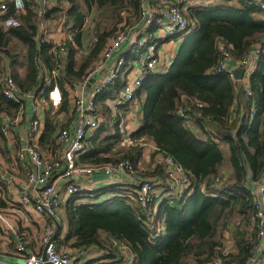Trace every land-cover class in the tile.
Segmentation results:
<instances>
[{"label":"trees","instance_id":"1","mask_svg":"<svg viewBox=\"0 0 264 264\" xmlns=\"http://www.w3.org/2000/svg\"><path fill=\"white\" fill-rule=\"evenodd\" d=\"M146 1L151 7L160 8V0H68L67 8L60 4L46 9H42L40 1L29 2L20 16L21 26L0 25V78L3 63L13 67L18 85L27 93L42 84L44 71L56 70L60 75L53 84L62 90L65 98L62 106L67 108L66 84L82 80L108 42L119 33L136 30L144 24ZM185 6L183 14H186L188 31L173 37L188 34L172 65L175 74H149L137 93L136 99L143 104L144 119L142 126L131 135L134 145L127 149L118 147L123 137L118 121L112 133L102 131L90 140L89 152L82 162L130 160L136 171H140L142 144L147 142L157 148L151 160L157 154L171 157L188 174L191 187L182 197L159 205L154 218L163 222L166 234L155 239L146 226L155 202H160L155 196L147 209L137 200L124 197L119 185L100 189L95 197L84 192L71 199L62 208L68 224L67 234L61 238V231L56 243L59 248L71 251H100L102 258L88 264H126L127 256H123L121 247L133 255V264H209L227 243L225 233L229 229L234 250L226 257L227 264H250L254 257L259 239L252 189L264 176V59L250 78L253 94L249 100L244 89L227 73L216 71L222 60L219 42L231 43L233 58L243 60L253 45L264 39V19L259 17L262 11L246 0H223L212 8ZM93 9L97 15L90 17L89 24L88 12ZM70 20L75 25L67 27L72 41L65 44L67 55L64 56L56 53L57 46L41 35L40 26L43 22L67 26ZM157 26L155 21L147 32L154 34ZM84 29L90 30L93 42L81 69L76 71L73 44L81 46ZM23 67L26 74L21 77L18 71ZM125 83V76H120L102 95L100 108L109 111L106 101L116 99ZM236 98L238 108L234 111ZM24 102L7 99L0 83V116H16ZM252 105L255 114L249 122L252 112H241ZM179 111L191 118L194 127L205 134V140L178 116ZM1 128L0 121V143L4 138ZM59 129L57 119L47 120L39 142L41 151L55 149ZM209 131L219 143H214ZM221 145L227 147V155ZM225 166L229 167L227 171L223 170ZM138 173L142 180L165 183L168 178L160 166L149 174ZM218 176L221 179L216 182ZM88 198L93 200L83 203ZM58 223L63 225L62 216Z\"/></svg>","mask_w":264,"mask_h":264},{"label":"built area","instance_id":"2","mask_svg":"<svg viewBox=\"0 0 264 264\" xmlns=\"http://www.w3.org/2000/svg\"><path fill=\"white\" fill-rule=\"evenodd\" d=\"M31 1H41L51 8L60 6V4H67L68 0H0V25L5 28L21 26L20 16L25 12L27 4ZM160 1L159 11L155 7H151L146 1L143 13L144 24L137 28L138 30L135 32L134 30L121 32L117 37L110 40L97 62L88 70L87 75L78 83L69 85L66 88L68 110L73 119L70 125H65L64 118L58 116L57 122L60 129L55 135L54 150L43 152L39 148L45 124L39 110L36 108L42 102H50L54 109L61 107L65 101L64 94L57 84H53L54 79L60 73L56 70L53 72L44 71V82L38 89L24 93L18 85L12 69L4 68L0 78L3 95L15 102L25 101L16 116L2 114L0 121L4 137L3 143L5 142L13 153V165H21L27 171L20 197L21 203L26 207H33L40 215L59 221L63 206L71 199L84 192L91 193L92 197L96 196L101 188L98 186L99 182L93 176L96 173H102L107 181L113 182L115 178H120L111 186L119 185L120 189L124 191L122 193L124 197L134 201L137 200L146 209L153 196L155 198L161 196L160 202H155L153 212L147 219L148 224L146 223V226L154 239L165 234V226L154 218L156 208L163 201L170 202L173 199L182 197L191 187L190 177L171 157L157 154L153 161L150 160L154 167L160 166L166 172L168 178L165 183L156 179L154 181L148 178L140 179L135 165L130 160H116L100 164L82 162V158L90 149V140L100 129L103 121L102 115L97 111V100H99L100 93L107 91L120 76H125L126 83L116 97V103L117 105H127L137 100V93L140 91L146 76L155 74L158 71L159 62L162 61L158 50L160 43H164L165 40L170 38L174 39L173 37L185 34L188 31V22L183 14L184 10L180 6L187 4L199 8L213 3L209 0ZM246 1L255 4L264 12V0ZM155 21L158 23V28L154 34L150 35L147 31ZM125 43L135 48L140 47V54L144 51L143 55L133 61L127 76L124 72L125 63L123 59L112 60ZM65 44L66 40H63L62 43L56 45L58 49H55V52L63 53L66 56ZM218 48L222 60L216 72L227 73L244 89L247 100H249L253 94L250 88V78L256 71L259 62L264 59V39L253 45V48L243 60L233 58V45L231 43L221 41ZM231 63H234L233 69L230 68ZM136 64L137 66H134ZM239 68L244 70L242 80H237L234 76V71ZM97 74H102L97 89L92 88L88 96L84 97L85 88ZM26 101L31 102L32 111L26 109ZM246 104L244 102V105ZM237 108L236 102L234 111ZM250 109L245 111L243 109L241 112V114H245L246 111L252 112V114L249 113V122L253 121L254 105ZM178 116L184 118L186 123L192 126L191 118L184 111H179ZM23 121L28 124L27 135L21 141H17L16 132H19ZM122 126L123 123H120L119 128ZM130 135L131 133L127 132L123 136L122 145H134ZM142 148V153L145 150L152 151V153L157 151L154 145L147 142L142 144ZM136 175L137 179H135ZM220 179L218 176L215 181L218 182ZM4 184L8 186L11 184V180L8 179L5 173L2 177L0 176V185ZM158 188H161V194H158ZM252 196L259 243L254 250V257L251 259L250 264H264V176L261 181L254 184ZM6 217L5 212L0 210V227H8L9 230L13 231V227L8 225ZM54 233V226L47 225L40 238L42 247L39 246V250L35 252L27 247V240H20L14 249L15 256L20 261L19 264H45L43 261L44 253L52 264H88L102 258L100 251H71L59 248L56 239L52 240ZM230 234L229 229L225 233L228 239L227 243L220 249L217 258L209 264H227L226 257L234 250L231 240H229ZM120 249L127 256L126 264H133V255L125 247ZM100 262L104 261L100 260Z\"/></svg>","mask_w":264,"mask_h":264},{"label":"crops","instance_id":"3","mask_svg":"<svg viewBox=\"0 0 264 264\" xmlns=\"http://www.w3.org/2000/svg\"><path fill=\"white\" fill-rule=\"evenodd\" d=\"M209 1L210 2L212 1L213 3L207 6H200L199 8H209V7L212 8V7H216L223 3V0H209ZM41 3L43 5L42 9L49 8L43 2ZM184 9L186 10V8ZM259 17L262 18L261 15H259ZM42 25L43 23L41 24L40 27H44V25L43 26ZM84 30H85V33L82 38L81 46L79 47L76 44L73 45L76 51V55H75L76 56V60H75V65H76L75 70L76 71H79L81 69V65L83 64L84 60L87 58L89 49L93 42L92 34L90 30H86V29ZM137 30L138 29L134 30V32ZM41 35L45 37V34H41ZM50 38H52L51 40H53V43L55 45L62 43L63 40H66V43L72 41L71 33L68 31L67 26L62 23L59 24L57 32L54 35H50ZM182 39H183L182 37L175 38L173 40L170 38V39L165 40L164 43H162L159 46L158 50H159L160 59H162V61L159 62L157 73L161 75L175 74L176 70L175 68L172 70V65L176 63L175 61L178 59L179 48L181 46L179 44H182ZM171 48H173V51H172L173 54L172 55L170 54L169 56L165 55L164 52L167 53L168 51H171L172 50ZM134 49L135 47H132L130 44L125 43L122 45L121 49L116 53V55L112 59V60H118V58L123 59L125 63L124 72L126 76L131 70L133 61L139 58L138 54L135 52ZM143 53L141 55H143ZM23 60H24V57H22V61ZM130 61H132L131 67H130ZM3 65H4V68H11L12 72L14 73L13 67H8L5 63H3ZM134 66H137V64ZM230 68L232 69L234 68V63H231ZM18 73L20 74L21 77L25 76L26 68L25 67L21 68L18 71ZM101 76L102 74L96 75L97 80L93 86V89H97L99 81L101 80L100 79ZM42 82H44V72L42 76ZM68 86L69 84H66V88ZM103 94H106V91L100 93L99 100H97V111L101 115L104 113V116H106V118L103 117V121L100 125V129L97 130V132L93 135V138L100 135L102 131L104 134L112 133L113 127L115 123L118 121H120V123H123V126L120 128L123 136L127 132L131 133L132 135V133L136 132L142 126L143 119H144L142 102L135 100L134 102L127 104V105H117L115 99H108L106 101V104L109 108V111H106L105 109H103L102 111V107L100 108L99 106V101L103 97L102 96ZM236 102H238L237 98L235 100V103ZM25 107L29 111H32L33 106L31 105L30 101L28 102L26 101ZM36 109L39 110L45 126H46L47 120H51V119L56 120V119H59L60 117V118H64L65 125H70L73 119L68 110V106L67 108H64V109L62 106V110H60L61 107L58 109H54L50 102H46V103L42 102ZM117 118H119V120H117ZM108 119L109 121L106 122ZM27 126L28 124H26V122L23 121V124L20 126L21 128L19 129V132H16L17 141H21V139H23L27 135ZM187 126L192 127L195 133L197 134V136L200 137L201 139L205 137V134L202 131H200V129H197L196 127H194L193 124L192 126L190 125H187ZM103 128L105 129V132ZM208 133H211V131H209ZM212 136H213V139L217 138L213 134ZM213 141L214 143H216L215 140ZM121 143H122V140H121ZM130 146H128V148ZM223 148H225L226 152L228 151L226 146H224ZM148 152L149 150H146V152L142 153L141 157L139 158L138 165L141 167H140V171H137V173L138 172L146 173L150 171L148 168H150L152 164L150 163L148 164L145 161V160L147 161L151 160L150 157L147 155ZM12 157H13V153L11 149L7 146V144L5 142L0 143V176L2 177V175H4L5 173L8 179L11 180V184L9 186L7 184L0 185V210L5 212V214L7 215L6 220H8V225L13 227V231L9 230L8 227H4V226L3 228L0 227V248H1L0 264H19L20 263L19 259L17 258V256H15V253H14L15 246L20 240L22 239L27 240V245H28L27 247L30 250L35 252L36 250H39V246L42 247L40 243V238H41V235L45 227L52 223L56 230V224L54 220L49 219L46 216L40 215L34 210L33 207H26L24 204L21 203L20 197H21L22 185L26 179L27 171L21 165L14 166ZM93 178L99 182L98 186L101 189L109 187L107 185L111 186L114 184L115 181L117 182L120 180V178H117V179L115 178L113 182L107 181L105 175L102 173H96L93 176ZM137 178L138 177L136 175L135 179ZM103 185H105V187H102ZM61 216L64 222L62 225L61 238H64L65 235L67 234L68 224L66 221V217L64 215V211L62 212ZM42 251L43 249L41 250V252Z\"/></svg>","mask_w":264,"mask_h":264},{"label":"rangeland","instance_id":"4","mask_svg":"<svg viewBox=\"0 0 264 264\" xmlns=\"http://www.w3.org/2000/svg\"><path fill=\"white\" fill-rule=\"evenodd\" d=\"M215 3H217V2H215ZM160 4H161V1H160ZM231 4H236V2H233V3H231ZM68 7V5H65V8H67ZM157 9V8H156ZM184 10V13H186L185 12V9H183ZM157 11H159V9H157ZM87 13V12H86ZM97 15V11H96V9H93L91 12H88V23L90 24L91 23V19H90V17H92V18H94L95 16ZM186 15V14H185ZM259 15H261V17L264 19V12L262 13V14H259ZM63 21V20H62ZM62 21H60V22H62ZM43 25H44V27H40V33L41 34H45V38L46 39H48V40H50V41H52L53 42V40H51L52 38H50V35H54L56 32H57V30H58V27H57V25L56 24H54V22H43ZM42 25V26H43ZM75 25V22H73V21H67V27L68 28H71V27H73ZM64 31V30H63ZM65 32V31H64ZM61 35H62V33H61ZM188 35V34H187ZM187 35L185 36L184 35V37H182L183 39H182V43L187 39ZM148 36V35H147ZM195 37V39L197 40V39H199V36H194ZM173 40V39H172ZM58 45V44H57ZM179 45H181V44H179ZM139 48L140 47H136L134 50H135V52L138 54V56L140 57L141 56V54H140V50H139ZM172 50L171 51H168L167 53H165L164 52V54L165 55H167V56H169L170 54L172 55L173 54V48H171ZM81 59V58H80ZM131 63H132V61H130V67H131ZM137 63H138V61H137ZM139 64V63H138ZM103 109L104 108H102V111H103ZM102 117H104V118H106V116H104V114H102ZM205 138L206 137H204V138H202L203 140H205ZM213 140H215L216 141V143H219V139L218 138H214ZM118 147L120 148V149H127L128 148V146H124V145H122V143H119V145H118ZM224 146H222L221 145V148H222V150H223V152L225 153V155H227V152H226V150H225V148H223ZM146 152V150L144 151V153ZM149 157H151L152 156V151H149L148 152V154H147ZM146 161V163H150V164H152L151 163V161H147V160H145ZM147 165V164H146ZM139 166V165H138ZM139 167H141V166H139ZM153 167V164L150 166V168H148L150 171L149 172H146V173H151L152 172V169L154 170V168H152ZM223 168H225V169H223V170H225V171H227L228 169H229V167L228 166H225V167H223ZM143 170V169H142ZM102 187H105V185H103ZM157 191H158V194H161L160 192H161V188H158L157 189ZM158 199H160L161 198V196H158L157 197ZM92 201L93 200V198H88V199H86V200H84L83 201V203H86V202H88V201ZM95 200V199H94ZM157 209H158V207L156 208V212H157ZM163 222H161V224H162ZM0 250H1V248H0ZM123 256H125V254L123 253Z\"/></svg>","mask_w":264,"mask_h":264},{"label":"water","instance_id":"5","mask_svg":"<svg viewBox=\"0 0 264 264\" xmlns=\"http://www.w3.org/2000/svg\"><path fill=\"white\" fill-rule=\"evenodd\" d=\"M243 75H244V70L241 69V68L236 69L234 71V76H235V78L237 80H242ZM96 80H97V77L95 76L94 78H92L89 81L87 87L84 90V96L85 97H87L88 94L91 92V89L93 88L94 84L96 83ZM53 220H54V222L56 224V230H55V233H54V236H53L52 240H55L59 236L60 232L62 231V226L60 225V223H58V221H56V219H53ZM43 261H44L45 264H52V263H50L48 261L45 253L43 254Z\"/></svg>","mask_w":264,"mask_h":264},{"label":"clouds","instance_id":"6","mask_svg":"<svg viewBox=\"0 0 264 264\" xmlns=\"http://www.w3.org/2000/svg\"><path fill=\"white\" fill-rule=\"evenodd\" d=\"M165 234H166V233H165ZM165 234H164V235H165Z\"/></svg>","mask_w":264,"mask_h":264}]
</instances>
